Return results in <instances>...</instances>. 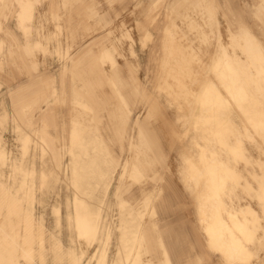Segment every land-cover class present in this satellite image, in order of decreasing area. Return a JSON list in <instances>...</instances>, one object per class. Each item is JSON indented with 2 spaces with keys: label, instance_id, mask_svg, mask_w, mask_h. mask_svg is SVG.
<instances>
[{
  "label": "rangeland",
  "instance_id": "obj_1",
  "mask_svg": "<svg viewBox=\"0 0 264 264\" xmlns=\"http://www.w3.org/2000/svg\"><path fill=\"white\" fill-rule=\"evenodd\" d=\"M34 1V17L23 26L19 25V0H0V137L8 151V164L2 170L12 184L20 172L15 162L36 169L32 190L44 200H33L32 209H27L26 202H13L10 194L0 190V243L10 245L17 237L16 243L25 245L26 229L33 234L32 253L20 251L18 264H98L103 252L105 264H112L121 245L120 200L136 213L144 212L142 259L146 263L261 264L264 0ZM239 32L248 40L244 46ZM230 33L235 35L234 45H229ZM225 47L230 62L221 56ZM106 49L114 53L115 64L105 56ZM247 50L259 54L247 58ZM238 57L241 60L236 61ZM232 85L245 87L246 97L229 92ZM81 98L88 99L90 107L79 104ZM238 99L246 103L245 109ZM92 100L97 102L95 107ZM135 118L142 130H132L130 138ZM258 119L259 125L253 121ZM75 124L99 130L110 151L106 162L112 158L120 164L130 161L122 181L118 176L123 166L118 165L110 187L96 190L104 199V233L91 242L77 230V219H68L76 211L69 151L76 142L71 133ZM27 134L26 142L22 136ZM44 144L49 152L44 153ZM43 169L54 173L52 186L50 176L41 182ZM135 170L143 176H135ZM5 187L0 183V189ZM213 187L216 194L206 199ZM222 193L225 218L228 211L247 203L261 216L260 228L252 227L259 229L256 240L248 243L254 254L250 261L231 253L232 246L238 247L235 241L224 243L225 233L232 229L207 224L215 210L212 203ZM148 195L152 200L146 207ZM56 211L61 213L60 222ZM232 228L242 233V227ZM16 232L18 236L13 235ZM174 246L188 257H181Z\"/></svg>",
  "mask_w": 264,
  "mask_h": 264
},
{
  "label": "bare ground",
  "instance_id": "obj_2",
  "mask_svg": "<svg viewBox=\"0 0 264 264\" xmlns=\"http://www.w3.org/2000/svg\"><path fill=\"white\" fill-rule=\"evenodd\" d=\"M5 1V0H4ZM11 1V0H10ZM32 0H19V4H20V10H19V21H20V24H24L27 23L26 21L28 20H32V18L34 17V5L31 3ZM34 1V0H33ZM152 1V0H151ZM156 1V0H155ZM15 2H17V0H15ZM35 2V1H34ZM33 2V3H34ZM192 2V1H191ZM194 2V1H193ZM263 2V0H262ZM13 3V2H12ZM177 3V2H176ZM185 3V2H184ZM173 4V3H172ZM10 5V4H9ZM12 5V4H11ZM18 5V4H17ZM262 5V3L260 4ZM2 6V5H1ZM0 6V7H1ZM4 6V4H3ZM37 6V4H36ZM173 6V5H172ZM5 7V6H4ZM4 7H2L4 9ZM6 9V8H5ZM264 9V8H263ZM94 15V14H93ZM5 17V15H4ZM215 17V16H214ZM155 19V18H154ZM216 20V19H215ZM215 20H212V21H215ZM55 21V20H54ZM18 22V21H17ZM16 22V23H17ZM208 22H211V21H208ZM30 23V22H29ZM1 24V23H0ZM208 24V23H207ZM207 24L205 26H207ZM98 25V24H97ZM170 25V24H169ZM172 25V24H171ZM216 25V24H215ZM199 26V25H197ZM29 27V26H28ZM191 27V25H190ZM202 28V26H201ZM62 30V28H61ZM218 30V29H217ZM241 30V29H240ZM243 30V29H242ZM2 31V30H0ZM245 31V30H244ZM242 31V33L244 32ZM248 31V30H247ZM246 31V33H247ZM171 33V31H169ZM129 33V32H128ZM241 32H239V35ZM131 34V33H130ZM148 34V33H147ZM231 34V33H230ZM238 34V33H236ZM248 34V33H247ZM5 35V34H4ZM58 35V34H57ZM126 35H128L126 33ZM232 35V34H231ZM231 35L229 38H231ZM234 35V34H233ZM232 35V42L230 41L229 45H234V36ZM244 35V34H242ZM241 35V36H242ZM10 36V35H9ZM51 36V35H50ZM56 36V35H55ZM131 36V35H130ZM238 36V35H237ZM240 36V37H241ZM7 37V36H6ZM52 37V36H51ZM60 37V36H58ZM243 37V36H242ZM245 37V36H244ZM242 38V39H245V42L243 40V46L244 44L246 45L247 44V41L246 38ZM27 38V37H26ZM30 38V37H28ZM126 38V37H125ZM172 38V37H171ZM199 38V37H198ZM239 38V37H238ZM119 39V38H118ZM128 39V38H127ZM143 39V38H141ZM182 39V37H181ZM248 39H251L250 38V35L248 37ZM254 39V38H253ZM1 40V39H0ZM56 40V39H55ZM120 40V39H119ZM255 40V39H254ZM253 40V41H254ZM50 41V40H49ZM117 41V40H116ZM115 41V42H116ZM133 41V40H131ZM237 41V40H236ZM241 41V40H240ZM17 42V41H16ZM59 42V41H58ZM141 42V41H140ZM251 42V40L249 41ZM142 43V42H141ZM254 43V42H253ZM2 44V42H1ZM29 44V43H28ZM237 44V43H236ZM12 45V44H11ZM16 45V44H15ZM60 45V44H59ZM116 45V44H115ZM119 45V43H118ZM252 42H251V44ZM248 44V46H250ZM20 46V45H19ZM26 46H29V45H26ZM111 46V45H110ZM12 47V46H11ZM30 47V46H29ZM122 47V46H121ZM188 47V46H187ZM255 47V46H254ZM59 48V46H58ZM172 48V47H171ZM233 48V47H232ZM245 48H248L245 46ZM244 48V50H245ZM250 48V47H249ZM248 48V49H249ZM31 49V48H30ZM62 49V48H61ZM252 49V48H251ZM239 50V49H238ZM243 50V51H244ZM255 50V48H254ZM31 51V50H30ZM59 51V50H58ZM174 51V50H173ZM241 51V50H239ZM246 51V50H245ZM248 51V50H247ZM28 52H29V48H28ZM32 53V51H31ZM45 53V52H44ZM181 53V52H180ZM245 53V52H243ZM104 54L105 56H107L113 64H115L117 61L114 57V53L110 50V49H106L104 50ZM259 53H253V52H249L247 53V58H252V57H257ZM58 55L59 52H58ZM93 55V54H92ZM176 55V54H175ZM234 55V54H233ZM178 56V55H177ZM223 58L225 57L227 60H229V58L231 57L230 55V51L229 49L226 47L225 50L223 51V54L221 55ZM245 56V57H246ZM34 57V55H33ZM32 57V58H33ZM171 57V56H170ZM35 58V57H34ZM118 58V57H117ZM222 58V59H223ZM70 60V59H69ZM190 60V59H188ZM233 60V59H232ZM236 61L237 60H241L240 57H238L237 59H235ZM243 60V58H242ZM167 61V60H166ZM198 61V60H196ZM244 61V60H243ZM224 62V60H223ZM228 62V61H227ZM226 62V63H227ZM230 62V60H229ZM232 62V61H231ZM235 62V61H234ZM233 62V63H234ZM109 63V62H108ZM232 63V64H233ZM185 64V63H184ZM183 64V66H184ZM223 64V63H222ZM231 63L228 64V67H232ZM188 67V66H187ZM186 67V68H187ZM76 68V67H75ZM189 68V67H188ZM73 69V68H72ZM181 69V68H180ZM190 69V68H189ZM188 69V70H189ZM232 69V68H231ZM106 70V69H105ZM104 70V71H105ZM187 71V70H186ZM96 72V71H95ZM178 72V71H177ZM191 72V70H190ZM214 73V72H213ZM189 75V74H188ZM233 76V75H232ZM119 78V77H118ZM120 79V78H119ZM94 81V80H92ZM109 81V80H108ZM228 81V80H227ZM89 83V82H88ZM92 83V82H91ZM1 84V83H0ZM112 85V84H111ZM167 85V83H166ZM182 85V83H181ZM235 85V84H234ZM160 86V85H159ZM169 87V85H167V88ZM161 88V87H160ZM135 89V88H134ZM238 92L239 95L243 96V97H246V88L245 87H240V86H231L229 87V92ZM78 91V90H77ZM136 91V90H135ZM81 93V92H80ZM79 95V94H78ZM73 97V96H72ZM125 99V98H124ZM221 99H223L221 97ZM90 101V100H89ZM224 101V99L222 100ZM78 102L79 104L83 105V106H86V107H90L89 105V102H88V99H85L83 100L82 98L81 99H78ZM229 102H231L229 100ZM94 103V104H93ZM97 102L92 100V106L95 107V104ZM224 103V102H223ZM238 103L239 105H242V106H246V103H242L241 99H238ZM120 104L122 106L123 103H121V99H120ZM219 104V103H218ZM225 104V103H224ZM212 106V104H211ZM241 106V107H242ZM27 107V106H26ZM74 107V106H73ZM76 107V106H75ZM79 107V106H78ZM216 107V106H215ZM72 108V107H71ZM80 108V107H79ZM82 109V108H81ZM95 109V108H94ZM122 109V108H121ZM5 110V109H4ZM75 110V108H74ZM84 110V109H83ZM119 110V109H118ZM77 111V110H76ZM79 111V110H78ZM121 111V110H120ZM119 111V112H120ZM84 112V111H83ZM88 112V111H87ZM94 112V111H93ZM122 112V111H121ZM124 112V110H123ZM78 113V112H77ZM89 113V112H88ZM91 113V112H90ZM89 113V114H90ZM9 114V113H8ZM80 114V112H79ZM87 114V113H86ZM86 114H84L86 116ZM93 114V113H92ZM126 114V113H125ZM77 116H79L78 114H76ZM83 115V114H82ZM80 115V117L82 116ZM116 115V113H115ZM129 115V114H128ZM76 116V117H77ZM84 116V118H85ZM124 116V114H123ZM83 117V116H82ZM74 118V117H73ZM84 118H81V119H84ZM128 118V116H127ZM127 118H126V122L127 123ZM77 118L73 119V120H76ZM92 119V118H91ZM95 119V118H94ZM129 119V118H128ZM14 120V118H13ZM85 120V119H84ZM89 120V119H88ZM125 121V120H124ZM123 121V122H124ZM134 121V122H133ZM132 121V125H130V129H129V137L131 138V132L132 130L134 129H141L142 130V126L139 125L138 123V120L137 118H135L134 120ZM255 122L258 121V125H259V119L258 120H253ZM263 121V120H262ZM77 122V121H75ZM85 122V121H84ZM122 122V120H121ZM89 123V122H88ZM91 123V122H90ZM101 123V122H100ZM124 123V124H125ZM136 123V124H135ZM254 123V122H253ZM261 123H264L261 122ZM92 124V123H91ZM117 124V123H116ZM255 124V123H254ZM257 124V123H256ZM90 125V124H88ZM122 125V123H121ZM261 126H263L264 124H260ZM5 127V126H4ZM71 127V126H70ZM83 126H80V124H75L73 129H71V133L73 134V137L76 138V142L73 144V146L70 148V153L71 155L73 156L72 158V163L70 165V170H71V178H72V182L73 184L75 185V187L77 188L76 190V193H75V208H76V211H75V214L74 216H72L71 213L68 214V219H71V218H76L77 221L75 222L76 224V228L77 230L79 231V233L81 234V230L82 228L88 224V223H92L93 227H94V232H93V236H92V240H98V237H99V234L103 232V218H102V212H101V209H102V202H103V197H99L96 195V190L97 189H105V188H109L111 183L113 182V180H115L114 178V172L117 168L118 165H121L123 166V171L121 172V174H119V181H122L123 177L125 176L124 175V172H126L127 168L130 166V161H126L125 163L121 162V164L119 163V161H117L115 158L113 159H110L108 162H106V158H107V155L110 154V151L109 149L106 147V140L105 142L102 140L100 134H99V130L98 129H87V125L85 128H83ZM102 127V126H101ZM24 128H28V127H25ZM23 128V129H24ZM91 128V127H90ZM120 129V128H119ZM125 129V128H123ZM73 130V132H72ZM5 131V130H4ZM29 131V130H28ZM138 131V130H137ZM110 132V131H109ZM118 132V131H117ZM134 132V131H133ZM29 133V132H28ZM106 134V133H105ZM115 134V133H114ZM133 134V133H132ZM4 135V134H3ZM121 135V134H120ZM124 135V133H123ZM141 136V135H139ZM138 136V137H139ZM22 138H24L27 141H29L28 139V134L27 135H24L22 136ZM32 138V137H31ZM38 138V137H37ZM44 138V136H43ZM120 138V136H119ZM73 139V138H72ZM38 140V139H37ZM125 140V139H124ZM123 140V141H124ZM131 140V139H130ZM136 139H134V142H135ZM139 140V138H138ZM144 140V139H143ZM142 140H140V143H141ZM111 142V141H110ZM138 143V141H137ZM144 142H142L143 144ZM139 144V143H138ZM134 145V144H133ZM145 145V143H144ZM66 146V145H65ZM131 147V145H130ZM136 147V146H135ZM138 147V146H137ZM144 147V146H143ZM147 147V145H146ZM145 147V148H146ZM144 148V150H145ZM148 148V147H147ZM146 148V149H147ZM236 148V147H235ZM49 148L47 149V147L45 146L44 144V153L46 152H49ZM25 151L27 152L28 151V146L26 145L25 146ZM140 151V150H139ZM146 151V150H145ZM148 151V150H147ZM150 151V150H149ZM205 151V150H204ZM263 151V150H262ZM141 152V151H140ZM143 153V151H142ZM147 153V152H146ZM150 153V152H149ZM152 153V152H151ZM0 154L3 155V159H0V183L3 184L4 186L6 185V187L8 189H0L1 191L4 190V192L10 194V198L12 199L13 202H26L27 204H25L23 207L27 208V209H32V201L33 200H39L40 202H44V200H42L41 198H37L34 193H33V187L36 183V179H35V173H37V170L34 169L33 167L30 168L28 166H26L24 163H17L15 162L14 164V167H16L17 169L20 170L19 174L17 176H15L14 178V181L13 183L9 184L7 183L6 179H4V176L7 175V174H4L3 172V167L4 165L8 164V161H7V158H8V151H6V149L3 147V140L2 138L0 137ZM134 154V153H133ZM138 154V153H137ZM144 156V153L142 154ZM147 155V154H145ZM135 156V155H134ZM138 156V155H137ZM136 158V157H135ZM147 158V157H145ZM155 159V158H154ZM128 160V159H127ZM136 160V159H135ZM137 160H138V157H137ZM140 160V159H139ZM138 160V161H139ZM134 161V160H133ZM137 161V162H138ZM144 162L145 159L143 160ZM149 161V159H148ZM136 162V161H135ZM141 162H142V159H141ZM150 163V162H149ZM138 163H136L137 165ZM146 164V163H145ZM144 164V165H145ZM133 165V164H132ZM135 165V166H136ZM141 164H139L138 166H140ZM143 165V166H144ZM147 165V164H146ZM30 166V165H29ZM134 166V168H135ZM151 167V164L147 165V167ZM137 170H138V167H136ZM135 168V169H136ZM145 169V167L143 168V170ZM147 169V168H146ZM132 170V169H131ZM137 170H135L136 172V175L134 173L135 176H138V173H137ZM134 172V170H132ZM140 171V170H139ZM150 171V170H149ZM143 172V171H142ZM41 182H45V177L46 176H50L51 177V180H50V186H52L51 182L53 183L54 180H55V175L54 173H51V172H47L46 170H42L41 172ZM129 173V172H128ZM142 174V173H141ZM144 174V172H143ZM206 174V173H205ZM69 175V174H68ZM143 176V175H142ZM140 176V177H142ZM219 176V175H218ZM37 177V176H36ZM114 177V178H113ZM133 177V175H132ZM139 177V176H138ZM139 177V178H140ZM260 177V176H259ZM153 178V177H152ZM117 180V179H116ZM152 180V179H151ZM129 185V184H128ZM119 186V185H118ZM5 187V188H6ZM122 187V186H121ZM35 188V187H34ZM117 189V187H116ZM0 191V193H1ZM35 191V190H34ZM44 191V190H43ZM117 192V191H116ZM53 193V192H52ZM4 196V195H3ZM46 196V195H45ZM43 197V196H42ZM154 198V197H153ZM45 199V197H44ZM150 199H151V196H147L146 199H145V206L148 207L149 204H150ZM49 200V199H48ZM152 200V199H151ZM140 203V202H139ZM19 205H11L12 208L14 209H17ZM119 206L121 208V219H120V227H119V230L121 232V245H120V248H119V252H118V255H117V259L115 261H113L112 264H155V263H146L143 259H142V254L143 252V247L144 246V241H145V235H144V229H143V217H144V212L141 211V212H138L136 213L134 211V207L132 208L131 205L125 201V200H120L119 201ZM1 207V206H0ZM20 209L22 208V206H19ZM246 207V206H245ZM2 208V207H1ZM0 208V209H1ZM215 208V207H214ZM10 210V208H9ZM218 211V210H217ZM23 212V211H22ZM57 212V217H58V222H60V218H61V213L59 211H56ZM70 212V211H69ZM112 212V211H111ZM9 214H11L9 212ZM202 214V213H201ZM230 214V213H229ZM67 215V214H66ZM114 215V214H113ZM235 215V213L233 214ZM9 216V215H8ZM18 216V215H17ZM108 217V216H107ZM111 217V216H110ZM253 217V215H252ZM6 218V217H5ZM237 218V217H236ZM27 223V222H26ZM114 223V222H113ZM243 224V223H242ZM246 224V223H245ZM4 225V224H3ZM8 225V224H7ZM11 225H12V222H11ZM28 225V224H27ZM26 225V226H27ZM31 225V224H30ZM113 225V224H112ZM17 225H15L16 227ZM12 227V226H11ZM42 227V226H41ZM107 227V226H106ZM14 228V227H13ZM41 229V228H40ZM115 229V228H114ZM8 230V229H7ZM10 230V228H9ZM27 231V235H26V240H25V245H19L18 243H16L18 241L17 237H15V240H17L16 242L13 241L11 242L10 245L7 244V246H5L4 244L2 245V243H0V264H18V261H17V256L19 255V252L20 251H23V253L25 255H30L32 253V246H31V242L33 240V234H32V231L28 228L26 229ZM116 230V229H115ZM114 230V231H115ZM239 230L242 232V234L246 235V231L243 229V228H239ZM250 230V229H249ZM17 231V230H16ZM25 231V230H24ZM117 231V230H116ZM146 231V230H145ZM210 231V229H209ZM13 232V231H12ZM211 232V231H210ZM254 232V231H253ZM19 233V231H18ZM18 233H14L13 235L16 234V236H18ZM104 233V232H103ZM10 234V232H9ZM8 234V235H9ZM23 234V233H22ZM120 234V233H119ZM213 234V233H212ZM101 236V235H100ZM108 236H110L108 234ZM210 236H212L210 234ZM14 237V236H13ZM12 237V238H13ZM9 238V237H8ZM213 238V237H211ZM23 239V238H22ZM101 239V238H100ZM107 239V238H105ZM161 239V238H160ZM220 239V237H219ZM233 239H235L233 237ZM2 240V239H1ZM212 240V239H211ZM218 240V239H217ZM3 241V240H2ZM214 241H215V237H214ZM218 242V241H217ZM233 242V241H232ZM250 242V241H248ZM213 243V241H212ZM225 243V242H224ZM236 244H238V247H234L232 246V249H229L232 252H237L238 253V257L242 254H244V259L246 261H250V259L252 258V256L250 254H247L245 253L247 250H246V247L241 244L239 241H236L235 242ZM214 244V243H213ZM221 244V243H220ZM59 246V245H58ZM217 246V245H216ZM224 246V245H222ZM164 247V246H163ZM162 247V248H163ZM61 248V247H60ZM84 250V249H83ZM242 250V251H240ZM227 251V250H226ZM225 251V253H226ZM148 252V251H147ZM112 253V252H111ZM163 253H165V250L163 248ZM145 254V253H144ZM143 254V255H144ZM228 255V254H227ZM232 255V254H229V256ZM114 256V255H113ZM232 256H237V255H232ZM230 256V257H232ZM22 257V256H21ZM106 254L105 252H103L101 254V257H100V260L98 261V264H105L106 263ZM43 258V257H42ZM167 258V257H166ZM166 258H163L164 259V262L166 263L165 259ZM96 259V258H95ZM169 259V258H167ZM235 259V258H234ZM240 259V258H239ZM77 260V259H76ZM147 260V259H146ZM25 261V260H24ZM40 261V259H39ZM28 262V261H27ZM149 262V261H148ZM29 263V262H28ZM27 263V264H28ZM73 263V262H72ZM111 263V262H110ZM162 263V262H161ZM159 262V264H161ZM109 264V263H108Z\"/></svg>",
  "mask_w": 264,
  "mask_h": 264
},
{
  "label": "crops",
  "instance_id": "obj_3",
  "mask_svg": "<svg viewBox=\"0 0 264 264\" xmlns=\"http://www.w3.org/2000/svg\"><path fill=\"white\" fill-rule=\"evenodd\" d=\"M225 48H224V50H225ZM242 108L245 109V106H243ZM232 172H233L232 174H236V175L238 174L237 172H234V171H232ZM225 188L223 190V193L226 190ZM215 191H216V187H213V189H208L206 199L210 196H214L216 194ZM223 193H222V195H219L220 196L219 198L216 197L215 198L216 200L212 203L213 208L215 207L214 208L215 210H214V214L212 216H209L211 218V220L207 224L208 225H211V224L212 225H218L219 227L220 226L221 227L228 226L230 229H232L233 232H229L225 229V231H227V233H225V235H227V236H226V238H224V242L225 241L231 242V241H235V240L239 241L241 244H243L246 247L247 251L245 253L250 254L253 257L254 254L250 250V248H249L250 244H248V243H250V242L254 243L256 240L257 230H259V229H257V228L253 229L252 227L256 226V227L260 228L261 216L259 215L258 211L250 203H247V204L241 205L240 208L234 209L232 211L231 210L228 211V217L229 218L228 219L225 218L223 215V210H225V201L223 200V197H222ZM260 199L264 203V195L261 196ZM203 208H205V207H203ZM234 213H235V215H233ZM252 215H253V217H252ZM234 225L242 227L246 231V235H244L242 233H238L237 230L233 229L232 226H234ZM170 236H171V234H170ZM233 237L235 239H233ZM215 240L217 241V238H215ZM218 240L221 241V238ZM248 241H250V242H248ZM174 248H176V250L177 249L180 250V252H181L180 256L181 257H184V258L188 257L187 253L183 254L182 248L175 247V246H174ZM230 256H232V255H230ZM241 256L244 257V254H242Z\"/></svg>",
  "mask_w": 264,
  "mask_h": 264
},
{
  "label": "snow or ice",
  "instance_id": "obj_4",
  "mask_svg": "<svg viewBox=\"0 0 264 264\" xmlns=\"http://www.w3.org/2000/svg\"><path fill=\"white\" fill-rule=\"evenodd\" d=\"M3 158H4L3 155L0 154V159H3ZM93 232H94V227L92 223L90 222L82 228L81 235L83 238L88 239L91 242ZM75 264H79V261H76ZM173 264H195V262H186L184 260H177V261H174ZM261 264H264V260L261 261Z\"/></svg>",
  "mask_w": 264,
  "mask_h": 264
}]
</instances>
